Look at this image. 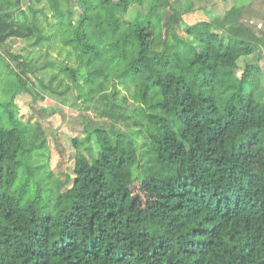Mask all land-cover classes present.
<instances>
[{
	"label": "trees",
	"instance_id": "16d2710c",
	"mask_svg": "<svg viewBox=\"0 0 264 264\" xmlns=\"http://www.w3.org/2000/svg\"><path fill=\"white\" fill-rule=\"evenodd\" d=\"M220 1L228 0H46L47 14L0 0V51L22 40L58 56L0 54V83L12 87L0 98V264H264L262 73L249 64L234 72L257 49L223 43L218 31L233 8L217 22L184 24L190 40L175 32L184 16ZM135 5L148 11L125 22ZM153 9L163 11L157 25ZM215 23L217 33L206 30ZM74 87L99 98L94 115L104 120L83 121L84 141L71 140L70 185L51 180L40 194L46 177L31 153L45 138H29L14 99ZM55 113L40 108L37 119ZM120 121L129 124L120 130ZM140 178L149 199L139 209L130 188Z\"/></svg>",
	"mask_w": 264,
	"mask_h": 264
},
{
	"label": "rangeland",
	"instance_id": "374dc122",
	"mask_svg": "<svg viewBox=\"0 0 264 264\" xmlns=\"http://www.w3.org/2000/svg\"><path fill=\"white\" fill-rule=\"evenodd\" d=\"M28 6L43 8L45 13H49L46 0H23V10ZM231 8L234 9V12L230 13L224 18L222 27H220V31L218 32L223 37V43H228L232 39H240L243 41H251L256 47L257 50L253 55L239 60L238 68L234 72L235 75L239 77L242 74V70L246 64L257 66L262 73L260 91L264 92V0L220 1L217 5L206 10L186 15L182 18V22H179L178 25H175V32L177 34L178 40L180 42L190 40V37H187L184 31V24L194 25L199 22H217ZM147 11L148 10L143 9L142 7L136 5L132 6L123 15V20L125 22H131L135 21L138 17L143 18ZM73 13L74 20L78 19L80 11L76 4H73ZM152 13L154 24H159V20L162 19L163 11L153 9ZM232 25L238 29L239 35L242 37L235 36L230 33ZM218 26L219 25L215 23L214 26L211 25V27L207 28L206 30L217 33L215 27L219 28ZM181 47L182 45L180 44V49ZM32 49L33 48L29 46L26 41L14 40L10 41L8 46L0 51V54H2V56L6 59L5 51L9 50L13 54L27 55L28 58L32 59L34 63L43 62L47 58L55 59V57H58L55 51H50L48 55H45L46 49H43L42 47H37L33 50ZM38 78L43 79L44 81L48 80V77L43 75L39 76ZM34 82H36L37 86L39 85L37 79ZM7 84L8 82L6 79L0 83V98H6L8 94L11 93V86L6 92ZM60 89H62V86ZM34 91L38 94V92L42 91V87L39 86L37 89H34ZM87 91L88 89L82 90L81 88L74 87L64 97L53 98L45 96L44 100H41L40 96H38L37 98L33 97V100L31 98L32 95H23L17 96L14 99V104L17 107L16 110L21 121L23 123H28V125L31 127L29 138L34 139L37 142L41 138H45L43 147L37 148L33 151V153H31L33 162H36L38 168L40 169L39 173L41 177H46L45 179H48H42L43 181L39 183L41 188L40 194L46 193L45 190L49 189V187H53L51 185L52 181L59 180L64 183L65 186L70 185V182H67V180L72 178V156L75 152L71 140L75 139L77 141H84L85 135L82 131L83 121L92 119L93 122L102 123L104 120L99 115H94L97 108L101 105L97 104L99 99L97 96H90L88 98L87 95L85 99L78 97L79 92L87 93ZM118 97L125 98L126 111L130 112L135 108L136 104H133L132 102L127 104L130 97L129 94L123 90H120ZM31 105L34 109L32 115L34 119H32V117H30L31 115L29 114V108ZM49 107H55L56 113L53 115L44 116L42 120H38L37 115L40 112V108ZM102 109L103 107L101 110ZM35 123H39L42 127V130L47 133V135L45 134V137L40 134V129L37 128ZM128 124V121L125 123L120 121L116 126L118 129L123 130ZM52 135H54L55 138ZM21 181L20 174H18L13 187H16ZM143 183L144 182H142V179L140 178L139 180L135 181L130 188V191L135 198L136 206L139 209L142 208L145 204V201L149 199V194L144 190ZM34 190L35 187L33 186V190H30L29 198L34 194ZM27 198L28 196L26 199Z\"/></svg>",
	"mask_w": 264,
	"mask_h": 264
}]
</instances>
